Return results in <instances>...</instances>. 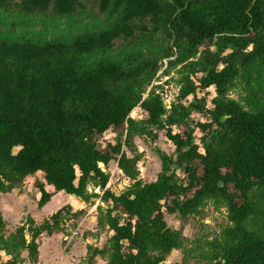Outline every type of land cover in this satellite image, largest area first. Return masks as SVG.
I'll use <instances>...</instances> for the list:
<instances>
[{"label": "trees", "instance_id": "obj_1", "mask_svg": "<svg viewBox=\"0 0 264 264\" xmlns=\"http://www.w3.org/2000/svg\"><path fill=\"white\" fill-rule=\"evenodd\" d=\"M93 2L100 14L114 18L98 31L69 41L0 35V195L22 188L37 173L44 181L36 182L39 208L60 192L90 203L97 195H90L89 187L100 188L102 201L112 203L106 215L113 233L109 264H161L184 246L182 233L169 228L166 216H188L207 200L221 201L230 225L201 264H264V110L247 111L227 98L241 72L264 70V0ZM81 8V0H0L2 15L52 12L67 18ZM138 34L142 41L160 34L169 42L161 58L141 48L115 53L120 41L129 45ZM201 49V68L195 73L203 77L199 83L184 80L178 104L168 109L159 87L143 98V80L157 74L163 59L178 51L188 60ZM210 88L216 94L211 102L197 99L199 90ZM136 108L146 116L144 128L165 131L177 155L174 159L157 150L162 173L146 185L140 159L129 157L121 141L105 151L98 146L108 131H121L133 151ZM195 114L204 121L193 127ZM113 161L133 182L120 195L107 189L109 175L99 166ZM173 167L183 172V181ZM66 210L41 225L28 218L10 239H1L0 251H27L37 264V240L62 231ZM256 216L259 221L251 228ZM99 226H104L101 219ZM4 229L0 214V233ZM105 254L90 248L92 261ZM6 264L20 263L12 257Z\"/></svg>", "mask_w": 264, "mask_h": 264}, {"label": "rangeland", "instance_id": "obj_2", "mask_svg": "<svg viewBox=\"0 0 264 264\" xmlns=\"http://www.w3.org/2000/svg\"><path fill=\"white\" fill-rule=\"evenodd\" d=\"M14 1L19 3L21 0ZM81 2L83 3V8L74 16L67 18L55 17L52 12L36 16H26L18 11L7 15H2L0 13V35L9 37L29 36L37 41H69L78 35L98 31L114 20V18L110 17L108 14H100L94 6L93 0H81ZM149 37L150 36H148V38ZM141 38L145 39L142 34H138L137 38L132 40L129 45H127L125 41H120L117 44L115 53L118 54L123 49H128L129 52H133L141 48L144 53L152 57L155 55L161 58L162 50L168 48L169 45V42L160 34L148 41H142ZM202 53L203 49H201L196 56L187 60L182 58L185 55L184 52L180 54L178 51H175L171 58H166L167 60L163 59L164 65L157 74L150 79L143 80L144 82L142 85L145 91L143 98H147L149 92L159 87L157 92L162 94L164 103L168 109H170L173 104H178L184 80L187 77H191L193 82L199 83L200 79L203 77L202 74L195 73L201 68L203 59ZM169 61L172 62V65L168 64L170 63ZM215 95L214 88L199 90L197 99L205 98L211 102ZM227 98L236 101L247 111L264 110V70L260 67H255L248 72H241L234 86L230 89ZM192 100L193 99H190V101L183 103L188 105ZM131 117L137 121L138 125L137 135L133 142V151L125 146L126 133L122 135L121 131H108L104 136L99 137L98 146L101 150L105 151L110 144L114 145L118 141H121L124 145L123 150L127 152L129 157H138L140 159L138 169L140 171L141 182L144 185L150 184L155 182L162 173V162L157 150L164 151L174 159L177 158V155L174 151V147L166 140L165 131H159L157 134V131L151 128H146L147 130L144 128L145 126L142 124V120H144L146 116L139 108L134 109ZM201 121H204V117L195 114L192 117L191 126L195 127L196 123ZM177 131L178 130L175 129V132ZM196 133V143L201 145V133L199 130H197ZM18 151L19 149H15L14 152L17 153ZM102 170L108 174L110 178L107 189L116 195L122 194L133 184V182L119 170L117 162L115 161L111 162L108 167L103 165ZM171 171L176 173L182 181L185 178L181 170L173 167ZM37 175L42 177L41 173H37ZM35 181L39 182V179ZM36 182L33 188L36 187ZM36 189L38 188L36 187ZM89 194L97 195L92 198L93 200H91V203L95 206L97 204L100 205L101 211H97L96 217L102 220L104 226H101L100 230L97 225L93 232L90 227L94 226V222L90 221V219L95 213H86L84 211L77 215V217H74V213H71L69 221L74 220L73 226L75 225L77 227L80 223H85V227L81 233L80 231L73 230L71 234L81 238L83 244L87 239L97 240L98 249L106 252L104 256H100L93 261L89 260V264H109L111 256L110 238L113 233L107 225L106 215L111 209L112 203L102 201L101 198L104 191L100 188L90 186ZM34 214H36L35 211H33V215ZM113 215L117 214L114 213ZM121 216L123 220L126 219L124 215L121 214ZM258 221L259 218L257 216L253 217L249 222L250 227L254 228ZM166 222L169 228L182 233L184 237V246L182 249L174 250L171 254L167 255L161 264H201L204 261V257L211 253V244L220 241L225 229L230 225L226 206L221 201L216 200L205 201L195 213L188 216H183L180 213L167 215ZM65 226L66 224L64 223L62 227V231L64 232L67 229ZM5 237L6 233L4 231L0 233V246L1 239L7 241ZM8 239H10V237H8ZM71 242L65 240L64 249H66ZM87 246L94 249L93 245L90 246V244H87ZM11 256L20 264L25 261L22 259V252L19 254H12ZM6 263L7 262L0 261V264ZM85 263L87 264L88 261H85Z\"/></svg>", "mask_w": 264, "mask_h": 264}, {"label": "crops", "instance_id": "obj_3", "mask_svg": "<svg viewBox=\"0 0 264 264\" xmlns=\"http://www.w3.org/2000/svg\"><path fill=\"white\" fill-rule=\"evenodd\" d=\"M38 179L39 182L44 183L43 178L36 174L33 177H29L22 188L0 195V214L5 223L4 232L6 233V240H8V237L15 234L16 230L24 225L28 218H32L36 225H41L46 220H50L54 214L63 210L65 207H69L70 210L68 211L74 213V217H77V215L84 211L86 213H95L90 219V221L94 222V226L90 228L94 232V229L98 225L100 229V218L96 217L97 211H100V205L97 204L95 206L91 202L86 203L65 192L56 194L43 208H39L38 201L41 198V193L36 187L33 188L36 182L35 180ZM46 189L47 191H54V188L50 186H47ZM32 210L35 211L36 214L33 215ZM69 220L67 222L64 221L66 224L65 227L67 228L65 232L61 231L54 232L53 234H43L37 240L39 246L37 264H84L85 261H88L87 264H89L91 257L90 248L92 247L87 246V244H90V246L93 245L94 249H98L97 240L87 239L83 244L81 238L77 235L73 236L71 233L73 230L80 231L81 233L85 227V223H80V225L76 227L75 225L73 226L74 220ZM27 239L28 242H30L31 238L29 235H27ZM65 240H69V242L72 241L66 249H64ZM98 257L100 256H97L95 259ZM11 258L12 256L5 251H0V261L8 262ZM22 259L25 260L22 264H32L27 251H22Z\"/></svg>", "mask_w": 264, "mask_h": 264}, {"label": "built area", "instance_id": "obj_4", "mask_svg": "<svg viewBox=\"0 0 264 264\" xmlns=\"http://www.w3.org/2000/svg\"><path fill=\"white\" fill-rule=\"evenodd\" d=\"M70 212L67 210L63 213L64 221L67 222L69 220Z\"/></svg>", "mask_w": 264, "mask_h": 264}, {"label": "water", "instance_id": "obj_5", "mask_svg": "<svg viewBox=\"0 0 264 264\" xmlns=\"http://www.w3.org/2000/svg\"><path fill=\"white\" fill-rule=\"evenodd\" d=\"M99 166H100V168H102V167H103V164H102V163H100V164H99ZM72 197H74V198H77V199H79V200H81V201H82V198H80V197H77V196H75V195H72Z\"/></svg>", "mask_w": 264, "mask_h": 264}]
</instances>
